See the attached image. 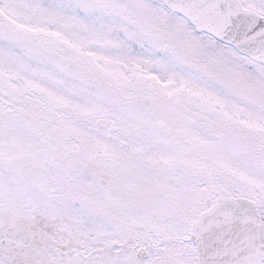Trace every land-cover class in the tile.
<instances>
[{"label":"snow or ice","instance_id":"1","mask_svg":"<svg viewBox=\"0 0 264 264\" xmlns=\"http://www.w3.org/2000/svg\"><path fill=\"white\" fill-rule=\"evenodd\" d=\"M0 264H264V0H0Z\"/></svg>","mask_w":264,"mask_h":264}]
</instances>
